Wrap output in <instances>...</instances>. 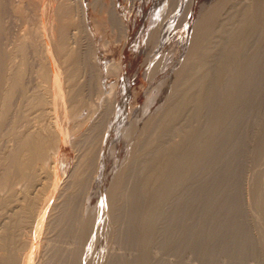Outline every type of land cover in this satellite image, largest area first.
Segmentation results:
<instances>
[{
    "label": "bare ground",
    "instance_id": "1",
    "mask_svg": "<svg viewBox=\"0 0 264 264\" xmlns=\"http://www.w3.org/2000/svg\"><path fill=\"white\" fill-rule=\"evenodd\" d=\"M57 1L59 3L60 0ZM0 2L3 8L1 10L5 12L6 0ZM57 5L55 36L52 42L47 40L44 26L42 29L33 27L16 40L11 50L6 46L3 48L1 39L6 28L0 21L2 42L0 43L2 82L0 88V264H88L89 256L95 248H93L94 239L97 242L96 238L103 229L111 228L109 225L107 226L110 228L105 227L104 216L96 218L91 213L92 217H95L92 219L89 218L91 215L82 217L78 214V210L81 211L79 206L85 201L79 198L78 201L76 194L80 190L79 186L87 187L84 182L81 186L77 181L78 178L73 177H77L80 172L76 173L75 169H71L60 178L55 170V152L62 141L66 142V135H63L55 123V117L52 119V114L57 108L56 96L57 99L65 97V92L62 93L63 82L59 74V62L67 63L69 66L72 62L78 64L74 59L80 53V50L74 49L78 46L76 47L73 42L75 33L76 35L78 33L73 30L77 27V20L73 14L74 4L72 0H61ZM16 11L24 10L17 7ZM206 12L194 23L187 55L177 65L174 73L168 103L164 104L165 107L159 113L155 112L156 115H152L145 124L144 121L140 123L144 126H140L142 129L139 136L144 138V141L137 138L133 143L128 140L130 143L146 146L157 130L159 133V130L166 128L167 138L164 142L159 138L155 139L154 148L149 150L135 145L137 150L134 154L137 157L132 161L134 156L132 153L127 163L135 176L137 175L136 188L142 196L132 197L131 202L134 205L132 210H127V212L131 211L128 214L129 220L134 223L140 215L138 235L142 250L151 245L164 244L170 248L197 245L201 240L199 237L203 234L202 226L211 224L231 230L241 217L249 218L251 222L256 220V224L264 228V173H262L264 171V0H222L218 9ZM212 12L215 21L210 22V25L217 24V27L213 24L215 33L205 28L207 24H204L213 18ZM113 18L116 17L113 15ZM70 28H73L74 32L70 31ZM50 35L51 33L49 39L52 36ZM47 41L52 44H48ZM40 42L42 49L44 44L45 57L48 61L41 62V77L50 79L55 91L46 93L44 98L39 95L38 98H31L28 109L35 110V114L28 116L18 100L21 92L15 95V91L21 88L22 67L12 60L6 62V58L13 56L15 51L23 54L28 46L34 54ZM71 42L75 46H71ZM51 50L54 56L51 55ZM87 66L89 76L86 81L92 85L91 81L96 70L93 69L92 63H88ZM149 67L151 68V65ZM76 69L78 70V67ZM149 70L152 71L153 68ZM98 71L96 74L99 75ZM75 75L76 71L66 72L68 103L61 100V108L65 115L80 124L82 112L81 105L75 97L77 95L73 84ZM98 85L100 86L99 83ZM100 117L93 116L88 125L78 126L75 123L78 128L71 132L73 141L78 132L80 133L84 127L87 129L83 141L80 143L74 141L76 145L79 143L77 146L83 149L91 142L90 133ZM137 122L132 121V129L135 128L134 125L139 124ZM142 150H145L144 154H140ZM85 155L88 156V150ZM160 156L165 159L156 165L159 170L155 171L148 165ZM189 160L192 163V173L187 175L184 170L189 169ZM208 163L213 168L208 172L210 181L208 188L211 193L206 200L203 199L205 204L203 211H198L195 204L199 198V190L195 181L190 182V176L195 180L201 165ZM49 174L54 175V178L48 190L50 185L47 186V183L51 182H48ZM78 175L80 177V174ZM123 179L124 175L118 173L113 185L111 184L112 187L105 189L104 194L101 191L102 196L98 197V199L103 197L102 200L104 198L105 200L96 208L106 205L110 213L109 217L113 221L111 222L114 224L120 220V209L123 206L118 205V200L113 199L112 195L117 197L116 189L119 190ZM179 179L181 182L178 183ZM242 181L245 182V193H243ZM86 190L83 189V192ZM91 196L92 193L87 194L86 199H90ZM81 200L84 202L81 203ZM142 202L139 209H134L135 205ZM250 204L256 209V214H253L249 209L250 206H247ZM123 210L121 212H125ZM122 217V220L126 218L124 215ZM124 221L119 225L124 224ZM114 224L112 225L116 226ZM123 226L127 229L129 223L128 226ZM111 232L113 230L109 233ZM125 234L127 235L128 232ZM103 235L105 236V233ZM107 236L108 234L105 237ZM116 236L118 237V234ZM65 237H69V242L66 241V244ZM214 237L215 233L210 232V239ZM261 241L264 242V239L261 238ZM102 254L105 255L104 252ZM108 254L107 252L106 256ZM116 254L119 255L118 252ZM143 255L142 260L146 256ZM101 257L100 259L104 256ZM108 257L106 260L110 259ZM113 261L111 262L114 264L118 262V260Z\"/></svg>",
    "mask_w": 264,
    "mask_h": 264
},
{
    "label": "rangeland",
    "instance_id": "2",
    "mask_svg": "<svg viewBox=\"0 0 264 264\" xmlns=\"http://www.w3.org/2000/svg\"><path fill=\"white\" fill-rule=\"evenodd\" d=\"M72 2L74 4L73 14L77 20L78 28H70V31L74 32L76 30L78 32L77 35L75 33V41L73 42L76 47L80 46L82 49L78 47L74 48L80 50L78 55L79 59L78 57L74 59L78 61V64L72 62V65L69 66L67 63L64 64L59 62V74L63 82L62 93L65 92V97L57 99L58 96H56L57 108L55 113L52 114V119L55 117V123L60 128L63 135H66V142L62 141L59 145V149L55 152L54 164L57 175L60 178H63L71 169H75L76 173L79 171L80 173L78 174H80V177L78 174H75V170L74 175L77 177H73L76 179L78 178L77 181L81 186L85 183L84 185L87 186L85 188L89 190L88 192V190L82 186L84 191L86 190V192H83V189H81L82 187L79 186L80 190L78 189V194H76V196H78L77 199H84L85 202L81 200V203L82 201L84 203L79 206L81 211L79 212V209L78 214L82 217H89L91 215L89 218L92 219H95V217H92L93 214L96 218L97 216H104L106 218L103 217V219L108 221L106 222L102 219L105 223V227L107 225L111 227L107 226V228L110 229H103L99 237L96 238L97 242H95L94 239L93 248L95 247V250H92L88 264L90 261L92 264H114L111 262L113 260V262L118 260V262H116L117 264H264V244H262L264 242L261 241V238L264 239V228L260 225V229V226L256 224L257 221L254 219L255 223L254 221L251 222L252 220L249 218H243L246 222L242 217L238 218L231 230H226L225 228L223 229L211 224L202 226L203 234L199 237V240L201 239L199 244L191 245L190 247L176 246L170 248L162 244V246L151 245L152 249L151 247H146L147 249L142 250L138 235L140 233V215L134 223V221L132 222L129 220L130 216L128 214L131 211L127 212L129 209L132 210L134 205L131 202V198L141 196L139 190L136 188V183L138 182L136 178L137 175L135 176L131 167L127 165L129 162L128 160L131 159L132 153L134 154L137 150L135 145L138 147L143 146L146 150H149L150 148H154L153 141L155 139L159 138L164 142L167 138L166 128H163L162 131L159 130V133L157 130L151 142L146 144V146H144V144L133 143H135L137 138L143 141L145 140L139 136L141 135L139 133L141 131L140 129H142L146 121L152 115L155 116L161 109L163 110L166 102L168 103V97L172 90L171 86L174 73L177 69V65L187 55V50L195 27V21L200 18L204 12L206 14L207 10L212 11L213 9H218L222 0H72ZM59 3L57 0H6L5 9H7L4 10L5 12L1 10L3 8L2 4H0V21L6 28L4 37L2 36L3 38L1 39L3 43L0 41V43H2V46H0L3 48L6 46L8 50H11L16 40L20 39L19 37H22L23 33H27L29 29L33 27L42 29L43 26L45 28L47 40L52 42L55 36L56 9ZM17 7L24 11H16ZM33 13H36L35 16H33ZM113 15L116 18H113ZM212 21H215L214 16L204 24H207L205 28L214 32L213 30H216L214 26L216 25L217 27V24L212 23V26L215 24L212 27L210 25ZM48 32L52 35H50V39L48 37ZM76 38L78 41H76ZM50 41L47 42L51 45L52 43H50ZM73 42H71L73 45L70 43L71 46H75ZM41 43L42 42H40V44ZM40 44L37 45L34 54L28 46L27 51L23 54H19L15 51L13 56L6 58V62L12 60L18 66L20 64L22 67L21 88L15 91V95H18L19 92L23 94L22 96L20 94L19 99L18 97L17 99L20 104L23 105L24 113L28 116L35 114V110L32 111L31 108L28 109L31 98H38L37 95L43 97L46 93L50 94L49 92L55 91V86L51 84V80L41 77V62L44 63L47 61V57H45L44 44L43 49L42 44ZM50 45L49 47H51ZM51 55L54 56L53 50H51ZM89 60L92 63L93 69L95 68L94 70L96 71L99 70L97 72L99 75L94 71L93 80L91 81L92 85L88 84L86 81L89 76L87 65L88 63L91 64ZM153 61L154 65L152 64ZM83 62L85 64L87 63V65ZM149 65H151V68ZM77 67L78 70H75ZM152 68V71H148V69ZM67 70L76 71L73 84L77 92L75 97L77 102L81 105L82 113L80 124L71 117L65 115L61 108V100H64L66 104L68 103L66 98V88L68 85L66 82ZM149 72L151 73L149 74ZM1 86L2 82L0 79V88ZM144 108L146 109L144 110ZM155 112L156 114H154ZM95 115L101 117L93 127L92 133H90V135H92L91 142L82 149L77 145L83 141L84 133L87 132V129H85L86 127H84L80 133L78 132L79 134H76L77 136L74 138V141H79L77 145L74 143L73 139H71V132L78 128L77 124L78 126H83L84 124L88 125ZM68 119L71 120L68 121ZM134 119L138 121L137 123L139 124H136L137 127L134 125L135 128L132 129L131 123L135 121ZM143 121L144 124H140L143 123ZM78 135H82V137ZM174 138L176 139L177 137ZM128 140L133 143H130ZM78 148H80L79 150L81 153ZM87 150L88 156L85 155V153L87 154ZM129 153L131 154L129 155ZM144 153L145 150L140 151V154ZM136 157L137 156L134 154L132 161L136 159ZM163 159L165 158L160 156L157 159L155 158L154 161L152 160L149 165H146L158 171L159 169L156 165L163 162ZM188 164L190 165L189 169L186 168L184 170V172H187V175L192 173V163L190 160ZM212 169L211 164H202L201 169L199 168V173L195 175V180L190 176V182L195 181V184L198 186L197 189L199 190V198L195 204L198 211H203L205 205L203 199L206 200L208 194L211 193L208 188L210 185L208 172ZM118 173L124 175V179L121 181L119 190L118 188L116 189V191H118L117 197L112 195V198L118 200V205H122L123 207L120 209V220L114 224L109 217L110 213L107 211L106 205L103 206L100 204V208L104 207L103 209H105L106 207L105 210L98 207L99 211L96 207L105 200V198L102 200L103 197L101 199L99 198L100 200L98 199L99 196H102L101 191L102 194H104L105 189L108 190L112 187L111 184L113 185ZM262 173H264V171H262ZM47 178L46 180H48V182L51 181L47 183V186L50 184L52 185L54 175L49 174ZM113 178L115 179L112 182ZM177 182H181L180 179L177 180ZM242 184L243 193H245V182ZM51 185L48 186V190L51 188ZM241 187L242 185L240 188ZM98 188H100L99 191L95 192ZM48 190L45 192L46 195ZM111 191H113V189H111ZM89 193H92V196L90 199H86V195ZM79 199L78 201H80ZM142 204L143 202L135 205L134 209H139ZM247 206H250L249 209L253 214H256V209H254L252 204ZM123 208L125 210H123ZM94 210L99 214L101 212V215ZM121 210L126 213L121 212ZM122 215L126 217L123 220L121 219L123 218ZM108 217L109 220H107ZM121 220L122 222L124 220L126 222L124 221V224L119 225ZM128 223V228L130 229H126L123 226H128ZM117 224L119 226H117ZM111 225L113 228H116L113 229ZM254 225H256V227ZM248 227L252 229L250 230ZM112 230L113 232L109 233ZM259 231H262L261 234ZM127 232L128 234L126 235L125 233ZM210 232L215 233V237L212 239H210ZM103 233H105V236L108 234V236L105 237ZM117 234L118 237L120 235L121 239L120 237L118 239L116 236ZM159 235H161V233H159ZM102 236L103 238L105 237L104 240H102ZM65 238H67L64 239L66 244L69 237ZM119 240L127 242H120ZM255 241L256 243H254ZM95 243L96 246H94ZM97 243L99 244L97 245ZM127 243L129 244L127 245ZM257 243L260 244L261 247ZM103 252L105 255L102 254ZM107 252L109 254L114 252V256H112L113 254L110 255V257H108L109 254L106 256ZM117 252L119 255L116 254ZM116 255L119 257L121 256L120 259L119 257L117 258ZM142 255L144 256L143 260L141 259ZM101 256L104 257L102 258ZM129 256H131V258ZM100 257L102 259H100ZM106 257L111 259H109L110 263L108 259L106 260ZM112 257L114 258L112 259ZM133 257L136 259H133ZM127 259H129V261ZM105 260L107 262H105ZM124 260H127L128 263ZM130 260L133 263H130ZM99 261L104 263H99Z\"/></svg>",
    "mask_w": 264,
    "mask_h": 264
}]
</instances>
